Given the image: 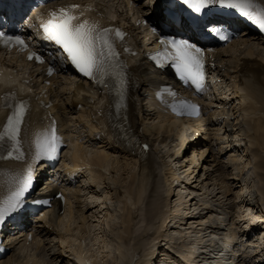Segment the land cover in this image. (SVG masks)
<instances>
[{"label":"bare ground","instance_id":"bare-ground-1","mask_svg":"<svg viewBox=\"0 0 264 264\" xmlns=\"http://www.w3.org/2000/svg\"><path fill=\"white\" fill-rule=\"evenodd\" d=\"M253 1L259 7L260 12L264 11V0ZM124 19L126 20V18ZM244 30L246 34L248 32L247 37H245V40L242 41L244 45H235V51L238 53H230V49H227V52L229 53L228 56L230 57H227V59L223 58L222 60L227 61L226 63H229L231 67H237L238 62L245 58L247 61L252 62L253 64L255 63V69L249 70V75L243 77V80L240 81L239 84L233 85V89L231 88L223 92L218 84H213L211 87L205 89L208 94H210V91L213 88L216 89V94L219 99V102L216 103L217 109L214 110L211 115L208 114L206 117V120H209L210 118V120L214 121L213 123L219 126L216 130H214H218L213 134L214 138H212V136L209 139V136L207 137L202 133V130H206L207 128L206 120L202 119L201 117L194 120L185 121L184 119H174L171 116H165L163 117V121L160 120L161 122L159 124L153 125L152 129L147 128V130H141L140 134L142 141L146 142L150 146L153 142V139L151 138L152 135L154 136V134L156 135L157 133L158 137L156 139L159 141L161 140L162 144H164V147L169 146L168 142H175L174 147L172 148L174 152L168 154V157H170L168 163L161 159L160 154L162 153L157 149H154V151L152 146L151 152L145 159H142L141 156L139 157L125 153L124 151H117L116 149H112L111 151L117 155H111L109 157L108 153L105 151H101V153L98 154L96 152L95 155H90L87 153V149H91L89 144L85 146L81 143H76V145L74 144L69 151L70 160L73 162V166L68 169V172L73 175L80 174L83 177H87L89 175L90 177L98 176L96 178L104 179L105 177L101 170L92 169V167H97L99 165L104 166L105 162L113 157H116L118 166L119 163L123 162L122 159L126 160V162L129 161L127 164L133 165L131 172H127V165H125L123 169L124 172H126V175L128 174V176L124 178L120 177L121 179L119 180L116 179V177L114 180L112 179L115 183L111 182L113 184L108 186L110 190L109 193L111 195L110 199L112 202H115L117 208L124 209L121 210L122 215L124 214V221L121 224L124 223L125 228L123 227V229L126 235L125 237H121L123 244L120 243L121 241H118L121 244L120 245L118 243L120 251L118 264H135L134 260L137 256L141 257V259H139L140 261H137V264H170L168 260L175 256L165 253L167 251L165 246L176 245L175 241L181 238L184 233L180 230V228L182 230H187L186 226H189V228L196 230V224L200 220L201 222L199 223L203 225L205 223L204 219L206 214L209 212H197V209L200 208V206L195 208L197 203H193V207L192 202L194 201L193 199H195V196L194 192H192V184L194 181H197V179L190 181V176L195 175V170L201 168V165L206 166V164L211 167L208 173H214L215 177H219L221 181L228 179L230 185L233 184L241 186L240 190L237 191V202L230 203L229 207V209L232 210V219L234 218L235 220L236 216L237 220L227 224L226 227H224V225L219 227L217 223L219 220H214L212 223H210V228L203 227V229H201L202 227H200L196 231L198 234H200V232L203 233L204 231V235H206L205 232L209 234H211L210 231L216 233V231H221L223 228L227 229V231L224 234L222 233L223 235L221 236H215V234H211L212 236H215L216 240L213 238L211 242H206V246L204 247L201 245L200 240H190L192 243L187 245L186 250L182 252L185 253L184 258L186 262L182 263L176 258H173V260H170L171 263L235 264V262L238 261L237 264H243V260H245L246 257H249L251 260L250 262L249 260L246 261V264H264V161L260 159L263 152L261 154V151H259L260 148H262V151H264V64L255 57L258 55L264 62V41L262 42L253 32H251V30H249V28ZM146 35H149L147 30ZM250 58L254 59L250 60ZM230 104L233 105L229 106ZM131 107V117L134 122L135 112L137 111L133 103ZM233 115H236V119H233ZM149 117L150 116H148L146 119H152ZM153 119H155V117H153ZM135 121L137 122V118H135ZM168 121L170 122L167 126L165 123ZM242 123L246 125L247 128L246 137H242ZM227 125H230V127ZM239 129L240 131H238V134L234 136L236 131ZM172 132H175V136L173 137H171ZM219 135H221L220 137H222V139L227 140L220 141V138L217 139L216 137ZM216 139L217 141H215ZM213 141H215V145L219 148L218 152H216L217 154H214L215 145L213 144ZM253 145H257L258 148L256 147L254 149ZM234 146L236 147L233 148ZM249 150H251V153L253 154L252 158L250 157L251 153H249ZM189 154L191 155L189 156ZM208 158L210 162L206 163L205 160ZM87 162L91 163L90 166H87L86 168H83L77 172L78 170H76V165L78 164L84 166L87 165ZM185 162L188 163L185 164ZM229 164L233 166V170L235 169V172L228 170ZM188 165L190 166V169L186 170L189 168ZM192 168L194 170H192ZM123 170L121 172H123ZM251 170L256 172L255 176H253L256 177L257 180V201L248 195V188H252L249 187L250 178L248 179V176L245 177V173H250ZM187 172L189 173L187 174ZM185 173L186 176H183ZM197 177L198 174L196 175V178ZM191 178L193 179L194 176ZM89 186H91V183ZM68 189L69 188H67L66 191H68ZM85 189H88V187H80L79 189H75L74 192L71 189L73 194L79 193L78 203L75 207V213L77 214V218L75 219L82 220L83 223L88 219L87 213H89L94 208L95 202L94 199H91V201H88V204L85 207L86 204L82 203L80 200V198L85 199L86 197L84 191L87 190ZM91 193H96L98 195L97 191L95 190ZM175 195L178 197L174 200L173 198ZM94 198L97 199L95 196ZM99 201H101V198ZM207 201H209L208 198ZM178 202H182L185 207L183 206L184 208L181 209V206H178ZM116 211L118 212V210ZM139 216H141L140 219H142L140 223L136 221ZM54 217L55 216L47 217L46 221L44 222H47L50 226L54 227L56 221V219L54 220ZM145 221H147V223L144 225ZM136 222L138 223L137 226ZM111 224H113V222ZM175 224H177V227L175 228H179L177 231L174 229ZM90 226L89 229H91ZM111 226L113 227V225ZM120 226L122 227V225ZM49 227L46 228L42 227L41 225L39 229L38 234L40 237H42L43 234L44 240H47L51 234L58 232L54 228ZM107 227L110 226L107 224ZM93 228H96V225L93 226ZM173 231L176 232V236H174L175 234ZM122 232L123 231L120 230L119 233ZM238 233L241 239L239 236L237 237ZM151 235L153 236L150 241L149 239L151 238ZM195 235L196 234H194V236ZM145 236L148 237V239H146ZM234 236L242 241L244 240V236H246L247 238L244 240L246 242L235 245L237 240L234 238ZM61 237L62 236H60V234H56V242H59ZM185 239L187 240V238ZM146 240L147 242L145 243H148L149 240V246L147 247L148 249L145 251V253L142 252L141 254V251H143L144 248V241ZM202 241H204L203 238ZM34 242H36V240ZM40 242L41 241L39 240V243ZM53 244H55V242L50 244L46 242V244L43 246V249L46 250L47 245H51L49 249L52 250ZM79 244H81L83 247L77 245L71 250L74 263H83L87 257L84 252V244L82 241H80ZM27 245L26 239L21 241L20 246L24 247L23 254H27L26 256H33L34 253L28 255L29 252L25 251V249H30L27 247ZM32 245L33 244H31V246ZM201 247L205 249L200 251ZM133 250H137L136 256L134 255ZM173 254L175 255V253ZM37 255L38 256L35 260L32 259V257L27 258L32 259L31 264H55L56 259H62L58 256V254L54 253V256L52 255L51 259L48 261V263H46L47 259L43 257V254L38 253ZM102 257H104V255ZM15 260H17V258L11 257L8 261H4V263L7 262L8 264H14ZM29 261L30 260L24 264H29Z\"/></svg>","mask_w":264,"mask_h":264},{"label":"snow or ice","instance_id":"snow-or-ice-1","mask_svg":"<svg viewBox=\"0 0 264 264\" xmlns=\"http://www.w3.org/2000/svg\"><path fill=\"white\" fill-rule=\"evenodd\" d=\"M196 13L207 10V5H227L239 9L245 16H251L264 28V11L260 14L253 13L249 0H182ZM43 33L49 41L59 45L76 68L85 76L92 77L98 83H104V77L109 74L108 69L116 60L119 53L116 52L114 39L109 28L102 23V18L95 14V6L68 4L41 14ZM212 24V21L208 22ZM217 34L220 29H211ZM115 37L122 38L123 33L115 31ZM227 39V36H223ZM0 43L5 45H20L27 47L20 36L6 34L0 30ZM163 51L158 52V58L162 57L161 64H168L175 69L180 80L193 86L198 92L204 88V56L203 49L186 39L164 37L161 39ZM29 59H42L35 53L29 54ZM53 69H49L51 74ZM3 83L0 74V84ZM165 91H170L165 89ZM173 95H175L173 93ZM174 112L184 115H199V106L187 100H180L170 105ZM28 111L27 105L22 101L15 104L11 115L7 117V123L0 131V142L10 141L7 155L11 157L13 152L19 153L21 125L24 123ZM57 136L54 128L49 126L46 130L35 134L34 144L36 148L35 158L52 156L56 152ZM2 146V144H0ZM16 159L22 157L17 154ZM3 159V157H0ZM31 169L23 179L17 181L15 191L3 202H0V223L5 217L14 212L21 204V198L30 187Z\"/></svg>","mask_w":264,"mask_h":264},{"label":"rangeland","instance_id":"rangeland-1","mask_svg":"<svg viewBox=\"0 0 264 264\" xmlns=\"http://www.w3.org/2000/svg\"><path fill=\"white\" fill-rule=\"evenodd\" d=\"M119 8L123 9V6H119ZM242 45H244V44L243 43L240 44V46H242ZM148 116H150L149 118H152V119H146ZM153 117H155V119H153ZM163 117L164 116L161 113H156V112H154L153 114H146L145 118H144L145 120H143L141 122L142 123L141 129L142 130H147V128L152 129L153 125L159 124L161 121H163ZM157 120H159V121H157ZM239 131H240V129H239ZM242 131H244V129ZM157 134L156 135L154 134V136L152 135L151 138L153 139V142L151 143V145H152L153 149H157L159 152L162 153V154H160L161 159H163L164 162L168 163V160H170L169 159L170 157H168V154L171 152H174V150H172V148L174 147L175 142H172V141L168 142L169 146L164 147V144H162V141L161 140L159 141L156 139L158 137ZM160 134H162V133H160ZM171 134H169V135H171V137L175 136V132L174 133L172 132ZM210 134H211V136H210ZM206 136L207 137L209 136L208 138L210 139L213 136L212 131H210L209 134H207ZM220 136L221 135L216 136L217 139L220 138V141H225V139H222V137H220ZM212 138H214V137H212ZM217 139L215 141H217ZM215 141H213V142L215 143ZM90 148L91 149H87V153L90 155H93L96 152L98 153L99 150H101L99 148H94V147H90ZM218 150H219V148L217 147V149L214 151V154H217L216 152H218ZM259 150L261 151L260 152L261 154L263 152L260 159H262L264 161V151H262V148H260ZM159 152H157V153H159ZM113 155H117V154H113ZM252 155L253 154H250L251 158H252ZM189 156H190V154H189ZM212 159H214V158H212ZM122 161L123 162L119 163V166H118V163L116 161V157H113V158L109 159L107 162H105V164L103 166V167H105V169L101 170V172L104 174V177H105L104 179L96 178L98 176H94V177L91 176L92 177L91 178L90 175L87 177H84V180H83L84 184L88 185L89 180H91V182H92L91 186L88 187V190L89 191L91 190V191L89 193V196H86V198H89L90 201H91V199H94V201H95L94 202V208L89 213H87L88 219L84 223L82 222V220L74 219L73 220L74 222L72 221V223H70V225L67 228L68 229L67 232L69 234L64 238L65 241L62 242L61 238H60L59 242L61 241V243L56 244L57 246L55 248H54V245L52 246V249H53L52 252L55 250V253L58 254V256L60 258H62L61 260L59 259V261H57V259H56V261H55L56 264H60V263L61 264H118V260L120 258L119 244L120 243L123 244L121 237H125V235H126L124 232V229H123V227L125 228L124 223L121 224L124 221V216H123L124 214L122 215L121 210H124V209L117 208L115 205V202L114 201L112 202V200L110 199L111 195L109 193L110 190H109L108 186H110V184L115 183V182H113L114 178L117 177L116 179L119 180L122 177L124 178V177L128 176V174L126 175V172H124V170H123L125 165H127V169H128L127 172L132 171L133 165L127 164V162H129V161L126 162V160H124V159H122ZM205 161H206V163L210 162L209 158L206 159ZM186 163H188V162H185V164ZM231 166L232 165L229 164L228 170L235 172V169L233 170V166L232 167ZM188 167L189 168H187L186 170L190 169L189 165H188ZM119 168H121V169H119ZM210 168L211 167L208 166L207 164H206V166L201 165V168H198L197 170H195L196 171L195 175H192V176H194V178L192 179L191 178L192 176H190V181L197 179V181H194V183L192 184L193 188L191 187L192 192H194V196H195V199H193L194 201L192 202V204L197 203L195 205V208H198L200 206V208L197 209V212L209 211V212H207L206 217L204 219L205 220L204 224H206V225L203 224L204 225L203 226L202 224H200L199 223V222H201V220H200L196 224L197 226L195 228H197V229H199L200 227H202L201 229H203V227L210 228L211 227L210 223H212L214 220H219L218 224L220 226L224 225L225 223H226V225L230 224L232 221L237 220L236 216H235V220H234V218L232 219V210L229 209V207H230V203L237 202L236 195H237V191L240 190L241 186L233 185V184L230 185L228 179L221 181L219 179V177H215L214 173H212V174L208 173ZM134 169H135V167H134ZM122 170H123V172H121ZM192 170H194V169L192 168ZM251 171H250V173H248V172L245 173L246 174L245 177L248 176L247 178L248 179L250 178L249 179V182H250L249 187L252 188V189L248 188V190H249L248 195H249V197H252L253 199H255L257 201V197H258L257 193H256L257 192V180H256V177H254L256 172L254 170H251ZM120 173H121V175H120ZM188 173L189 172H187V174ZM197 174H198V177L196 178ZM251 174H252V176H251ZM183 176H186V173ZM100 179L103 181H101ZM217 181H219V182H217ZM111 182H113V183H111ZM94 190L97 191L98 195L96 193H91ZM94 196L97 199H95ZM177 197L175 195L173 199L175 200ZM98 198H99V200L101 198V201H99ZM207 198L209 201L211 199V201L210 202L207 201ZM178 203H179L178 206L179 207L181 206L180 207L181 209H183L185 207L183 204L184 201H183V203L181 202L182 204L180 202H178ZM84 204H86L85 205V207H86L88 202H86ZM101 204H102V206H101ZM103 204H105V205H103ZM193 207H194V204H193ZM101 208L103 209V211ZM113 210H115V211H113ZM116 210H118V212ZM119 211H120V214H119ZM123 213H124V211H123ZM112 216L114 217V219ZM140 217L141 216H139L138 219L136 220L138 223H140V221L142 220V219H140ZM66 219L67 218H65L63 220V224L66 221ZM110 220H115V221H110ZM179 220H180V218H179ZM112 222H113V224H111ZM137 222H136V226L138 224ZM146 223H147V221H145L144 225ZM94 224L96 225V228H93V226H95ZM107 224L111 228H113V227H115V228L111 229L110 227H107ZM111 225H113V227ZM120 225H122V227ZM89 226L91 227V229H89ZM175 227H177V224H175V226H174V229L177 231L179 228H175ZM186 228H187V230L186 229L182 230L180 228V230L184 232V233L182 232L184 236L182 235L181 238H179L178 240L175 241V244L177 246L176 245L165 246V249L167 250L165 253H168L171 256H175L173 258L177 259L176 255H174L173 253L181 254L182 252H184L186 250V248H187L186 246L189 245L190 243H192L191 241H196V240L199 241L200 240L201 245L204 247V246H206L205 245L206 242H211V240H213V238H214V240H216L215 236H221L227 231V229H224V228L221 229V231H218V232L216 231V233L210 231V233L213 235L215 234V236H212L211 234L205 232V234L208 235V236H206V235H204V231H203V233L200 232V234H198L196 231L197 229L193 230V229L189 228V226H186ZM188 229H189V231H188ZM120 230L124 232V233L122 232L124 235L122 233H119ZM112 231H113V233H112ZM153 231H155V230H153ZM173 233L175 234L174 236H176V232L173 231ZM120 234H122V235H120ZM194 234H196V235L194 236ZM185 235H186V237H185ZM112 236H113V238H112ZM146 236H145V238L148 239V237H146ZM152 236L153 235H151V238L149 237L150 241L152 239ZM202 236H204V237H202ZM182 238H184V239H182ZM185 238H187V240ZM202 238L204 241H202ZM217 239H219V238H217ZM110 240H112V241H110ZM149 240H148V243H145V242H147V240L144 241V244H143L144 248H143V251H141V254H142V252L145 253V251L148 249L147 247L149 246ZM80 241H82V243L84 244V252H85V255H87V257H86V260L83 261V263H81V262H75L74 263L73 262V255L71 254V250L77 245H80L81 247H83L81 244H79ZM118 241H121V242L119 243ZM93 243H95V244H93ZM96 243H98V244H96ZM49 247H50V245H48V248ZM203 247L200 248V251L205 249ZM25 251L27 252L29 250L25 249ZM50 251H51V249H49V252ZM136 252H137V250H133V253L135 256H136ZM52 255L53 254H50V256H52ZM103 255H104V257H102ZM137 258H138V260H137ZM173 258L171 257L170 260H173ZM139 259H141L140 256L135 257L134 263L137 264L138 263L137 261H140ZM170 260H168L170 262V264H177L176 262L171 263ZM63 261H65V262H63Z\"/></svg>","mask_w":264,"mask_h":264}]
</instances>
